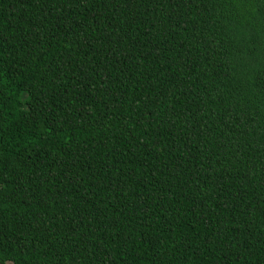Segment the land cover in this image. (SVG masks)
Instances as JSON below:
<instances>
[{
	"label": "trees",
	"instance_id": "trees-1",
	"mask_svg": "<svg viewBox=\"0 0 264 264\" xmlns=\"http://www.w3.org/2000/svg\"><path fill=\"white\" fill-rule=\"evenodd\" d=\"M264 264V0H0V264Z\"/></svg>",
	"mask_w": 264,
	"mask_h": 264
},
{
	"label": "rangeland",
	"instance_id": "rangeland-1",
	"mask_svg": "<svg viewBox=\"0 0 264 264\" xmlns=\"http://www.w3.org/2000/svg\"><path fill=\"white\" fill-rule=\"evenodd\" d=\"M8 264H10V263H8Z\"/></svg>",
	"mask_w": 264,
	"mask_h": 264
}]
</instances>
